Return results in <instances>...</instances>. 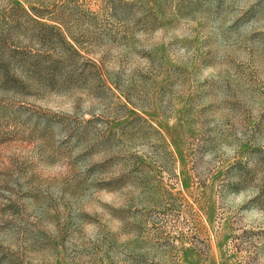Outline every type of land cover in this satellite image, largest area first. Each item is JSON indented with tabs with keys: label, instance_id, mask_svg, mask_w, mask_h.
<instances>
[{
	"label": "rangeland",
	"instance_id": "374dc122",
	"mask_svg": "<svg viewBox=\"0 0 264 264\" xmlns=\"http://www.w3.org/2000/svg\"><path fill=\"white\" fill-rule=\"evenodd\" d=\"M0 264H264V0H0Z\"/></svg>",
	"mask_w": 264,
	"mask_h": 264
}]
</instances>
